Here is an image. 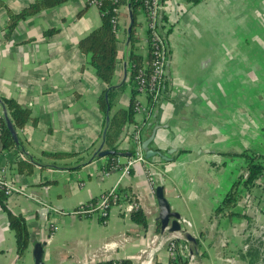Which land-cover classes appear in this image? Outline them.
Instances as JSON below:
<instances>
[{"label":"crops","instance_id":"1","mask_svg":"<svg viewBox=\"0 0 264 264\" xmlns=\"http://www.w3.org/2000/svg\"><path fill=\"white\" fill-rule=\"evenodd\" d=\"M38 1L1 0L0 99L13 100L29 111L31 120L15 132L26 154L40 165L31 175L17 173L16 163L29 158L16 149L15 142L8 150L0 140V173L21 192L7 197L4 204L24 218L29 234L28 247L18 258L14 232L0 206V264H35L36 245L42 264H170L167 242L185 241L167 228L160 229L158 205L148 192L144 167L136 165L121 178L104 157L85 162L101 143L104 115L98 100L105 87L78 43L101 25L100 9L85 0H66L8 29L7 12L18 14ZM162 2L161 28L169 50L164 96L148 117L133 114L131 124L149 126L147 136L161 125L158 133L177 137L165 146L174 151L167 156L172 161L151 169L155 187L163 188L171 212L188 219L187 232L200 240L196 260L260 264L262 243L256 228L264 207L255 216L248 206L252 196L258 201L262 195L261 186L247 189L239 184L240 200L231 209L233 216L227 215L228 210L216 211L234 184L247 177L242 154L257 155L264 149V71L258 66L264 65L258 51L264 54V0ZM129 7L127 2L118 6L119 61L113 85L121 90L111 113L127 108L131 100L130 67L125 59ZM136 22V52L146 61L141 9ZM135 100L148 104L139 92ZM131 124L120 136L123 148H132L127 133ZM43 153L78 156L61 159L52 168ZM77 165L82 166L75 169ZM111 188L129 192L146 217L145 228L123 213L120 205L110 208L105 223L70 214ZM51 225L57 229L52 231ZM154 235L163 245L157 243L150 255L142 254Z\"/></svg>","mask_w":264,"mask_h":264},{"label":"trees","instance_id":"2","mask_svg":"<svg viewBox=\"0 0 264 264\" xmlns=\"http://www.w3.org/2000/svg\"><path fill=\"white\" fill-rule=\"evenodd\" d=\"M66 0H41L29 5L27 8L20 11L18 14L7 12L8 14V29L14 28L19 20H24L28 16L48 7L58 5ZM127 2L130 6L131 14L133 16V24L129 33V47L125 59L130 67V77L128 84L131 87V100L127 108H119L111 113L112 102L120 93V88H116L113 85V76L115 66L119 61L117 50V38L112 31L110 25V17L112 15L113 8H116ZM2 6L0 0V7ZM102 15L101 25L89 33L85 38L81 39L78 43L79 51L87 58V63L93 68L96 77L103 83L105 89L98 100V107L104 115V144L102 150L97 153L96 158L104 157L107 160V166H110L116 158L126 157L132 153V148H123L119 144L121 134L124 132V127L133 123V111L132 106L135 101V97L138 93L135 75L138 69L147 65L146 61L141 55L136 52L135 44L139 41L135 32L138 12L142 11L141 0H107L100 6ZM146 48V47H145ZM150 56H148V60ZM4 107L9 115V125L14 130L22 129L25 124L31 120L30 113L27 109L21 107L13 100L1 99ZM108 116V119H106ZM128 133V132H127ZM102 138V137H101ZM129 139V137H128ZM1 144L4 149H11L14 144V139L11 135L10 129L7 128L6 123L2 119V137ZM94 153V152H93ZM92 153V154H93ZM91 154V155H92ZM91 155H88L85 162L90 159ZM44 158L51 160V167L57 166V161L78 156L76 154L65 153H43ZM246 160V172L247 177L245 179L240 178L238 182L234 184V188L225 197L224 201L217 209V213H223L226 210L229 217L234 213L231 209L239 199L240 191H236L239 184H242L247 189L256 187V181L261 180L260 186L264 183V155H254L244 152L242 154ZM93 159V160H94ZM84 162V163H85ZM40 165L38 160H21L16 163V171L19 174L31 175L34 171V167ZM236 187V188H235ZM127 190H119L116 192V204L129 202L132 198L128 194ZM6 197L0 192V206L7 214L9 228L14 232L16 242V254L18 258L22 256L29 244V234L26 226V222L23 217L12 214L5 206L4 201ZM95 200L89 203H95ZM216 213V214H217ZM130 219L145 228L147 225L146 217L144 213L138 209L130 213ZM175 242V240H173ZM187 261L181 260L180 264H187ZM112 262H109L111 264ZM116 264H129L128 261L115 262Z\"/></svg>","mask_w":264,"mask_h":264},{"label":"built area","instance_id":"3","mask_svg":"<svg viewBox=\"0 0 264 264\" xmlns=\"http://www.w3.org/2000/svg\"><path fill=\"white\" fill-rule=\"evenodd\" d=\"M107 0H85L88 6H94L100 8L102 3ZM142 1V12L144 16V22L146 26V53L147 65H144L137 70L135 75V83L137 91L148 98V104L143 105L137 100L134 101L132 106V111L134 115H150L151 109L160 102L162 94V86L165 76V68L167 63V45L164 40L163 31L160 28L159 21L160 14L163 15V10L161 11V0H141ZM110 25L112 31L117 34L120 31V15L118 7L113 8L112 15L110 17ZM148 56L150 59L148 60ZM142 126L138 124H131L129 128L128 137L132 147V153L124 158L121 163L119 158H116L112 163H110L109 169L118 170L120 177H124L129 174L132 167L136 165H141L145 170V177L148 184V192L150 195L155 193V182L154 175L152 172V166L146 161L143 156L141 148V133ZM2 137V115L0 111V140ZM121 180V179H120ZM0 192L7 198L11 195L21 194L20 190L14 186L9 181L5 180L2 172L0 173ZM116 188H111L109 191L100 194L95 203H86L77 209L70 212L72 215L85 216L88 218H97L102 223H105L109 210L113 205H120L122 207V212L125 214H130L133 211L138 210V205L136 201H129L121 204H116ZM54 213L58 215L65 214L58 210H54ZM181 224L184 229L187 230L191 227V222L188 219H180ZM52 231L57 228L51 225ZM175 240V239H173ZM169 240L167 242L166 252L170 261V264H180L181 260L187 261V264H193L192 260L189 258L188 246L186 242H179ZM159 241V242H158ZM157 243L163 245V242L154 235L146 247L141 250L142 254L150 255L149 253L153 251ZM105 246L101 247L100 250H104ZM111 264H116L112 262Z\"/></svg>","mask_w":264,"mask_h":264},{"label":"water","instance_id":"4","mask_svg":"<svg viewBox=\"0 0 264 264\" xmlns=\"http://www.w3.org/2000/svg\"><path fill=\"white\" fill-rule=\"evenodd\" d=\"M162 2V0H161ZM163 3V2H162ZM164 10L163 4H161V11ZM129 19L130 24L127 29V39L125 41V48H127V45L129 44V33L131 26L133 24V16L131 14V10L129 7ZM163 19V15L160 14L159 21L161 22ZM161 24V23H160ZM161 28V25H160ZM162 29V28H161ZM163 33V32H162ZM164 35V40L166 41L167 45V62L169 58V50H168V43L166 40V36ZM126 64V63H125ZM165 79V76H164ZM116 87V86H114ZM163 90V86H162ZM162 100V99H161ZM160 100V101H161ZM158 104H156L154 107H157ZM0 111L2 115L3 121L6 123L7 128L10 129L11 135L14 139L16 149H18L23 156H26L27 158L31 159L25 152L24 148L22 147L17 134L13 128L9 125V116L8 113L4 107V104L2 103L0 99ZM159 112L158 109H155L154 115H157ZM106 119H108V116H106ZM160 128H163L161 125H156L150 130V134L147 136V131L149 129V126L142 128L141 133V148L142 153L146 161L153 167L157 164H160V162H171L172 159L167 157L170 155L173 151V149H165L168 144H171L175 141H177V137L173 134H164V133H158ZM101 143L99 147L94 151V153L91 155L90 159L87 160L86 163L92 162V160L96 157L97 153L102 150L103 144H104V132L101 136ZM32 160V159H31ZM85 163V164H86ZM39 166V165H38ZM82 165H77L74 167L75 169L80 168ZM41 167V166H40ZM56 168V167H53ZM158 209H159V215L158 220L160 224V229L163 231L165 228H167L171 233H177L178 236H180L187 244L188 246V252H189V258L192 260L193 264H202L201 260H196L195 257L198 259V249L200 248V240L193 235L189 234L187 230L181 228L178 224V220L180 219V216L176 213H172L170 210V206L168 202L166 201L164 195H163V188L162 187H155V193H154ZM36 250L34 251L35 255V264H42L41 262V249L39 245H36ZM151 258V257H150ZM260 264H264V256L260 262Z\"/></svg>","mask_w":264,"mask_h":264},{"label":"rangeland","instance_id":"5","mask_svg":"<svg viewBox=\"0 0 264 264\" xmlns=\"http://www.w3.org/2000/svg\"><path fill=\"white\" fill-rule=\"evenodd\" d=\"M253 50H255V48H253ZM258 51L261 53V57H260L261 59H259V60L262 62V64H264V54H263V52L261 50H258ZM258 66L260 68H263L262 70L264 71V65L263 66L258 65ZM257 155H259V156L260 155H264V149H263V151L259 152ZM263 163H264V161H263ZM257 182L259 183V182H261V180H258ZM261 190H262V195L259 196L258 201L256 200L257 196H252V199L253 200H250V204L248 206L249 209L252 208V209H250V211L252 213H256L255 216L259 212V211H256V210H258L260 206H263L264 207V183L261 185ZM238 200H240V197H239ZM240 204H243L242 201L240 202ZM253 217H254V215H253ZM256 233L258 234V236H259V238L261 240V243H262L261 253H262V257H263L264 256V208H263V214H262V216L258 219Z\"/></svg>","mask_w":264,"mask_h":264},{"label":"flooded vegetation","instance_id":"6","mask_svg":"<svg viewBox=\"0 0 264 264\" xmlns=\"http://www.w3.org/2000/svg\"><path fill=\"white\" fill-rule=\"evenodd\" d=\"M162 94H163V91H162ZM164 96V95H163ZM161 99H163V97H161Z\"/></svg>","mask_w":264,"mask_h":264},{"label":"bare ground","instance_id":"7","mask_svg":"<svg viewBox=\"0 0 264 264\" xmlns=\"http://www.w3.org/2000/svg\"><path fill=\"white\" fill-rule=\"evenodd\" d=\"M175 235V234H174Z\"/></svg>","mask_w":264,"mask_h":264}]
</instances>
